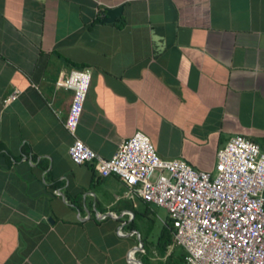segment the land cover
Returning a JSON list of instances; mask_svg holds the SVG:
<instances>
[{"label": "crops", "instance_id": "1", "mask_svg": "<svg viewBox=\"0 0 264 264\" xmlns=\"http://www.w3.org/2000/svg\"><path fill=\"white\" fill-rule=\"evenodd\" d=\"M74 68L92 74L75 135ZM137 130L198 170L237 134L264 150V0H0V264H181L153 204L69 156Z\"/></svg>", "mask_w": 264, "mask_h": 264}, {"label": "built area", "instance_id": "2", "mask_svg": "<svg viewBox=\"0 0 264 264\" xmlns=\"http://www.w3.org/2000/svg\"><path fill=\"white\" fill-rule=\"evenodd\" d=\"M91 80L89 69L74 68L61 82L73 92L65 120L73 135ZM69 156L76 164L93 162L102 176H118L128 196L166 208L187 264H264V150L248 137L229 138L218 151L215 172L162 158L141 130L122 140L110 158L80 138L69 146Z\"/></svg>", "mask_w": 264, "mask_h": 264}, {"label": "rangeland", "instance_id": "3", "mask_svg": "<svg viewBox=\"0 0 264 264\" xmlns=\"http://www.w3.org/2000/svg\"><path fill=\"white\" fill-rule=\"evenodd\" d=\"M152 208H153V212H152L153 218L157 220V221H155L156 224H155L154 228L159 231L162 227L161 218L163 220L170 221L169 220V213H168V210L166 208H163V207H160L157 205H154ZM152 235H153V233H152Z\"/></svg>", "mask_w": 264, "mask_h": 264}, {"label": "water", "instance_id": "4", "mask_svg": "<svg viewBox=\"0 0 264 264\" xmlns=\"http://www.w3.org/2000/svg\"><path fill=\"white\" fill-rule=\"evenodd\" d=\"M105 11L106 13H105L104 18L102 19V22L112 23L116 21L118 17L122 15L124 11V5L120 4V5L113 6V7H107L105 8Z\"/></svg>", "mask_w": 264, "mask_h": 264}, {"label": "trees", "instance_id": "5", "mask_svg": "<svg viewBox=\"0 0 264 264\" xmlns=\"http://www.w3.org/2000/svg\"><path fill=\"white\" fill-rule=\"evenodd\" d=\"M96 21H101V18H97ZM169 225H171L170 221H168V225H166L167 227L165 226L166 228H168V230H165V233H166L165 234V240H163V247L164 248L167 247L168 244H171L173 242V240H174L172 228ZM179 260L181 261V264H187L186 255L185 254L180 255Z\"/></svg>", "mask_w": 264, "mask_h": 264}]
</instances>
